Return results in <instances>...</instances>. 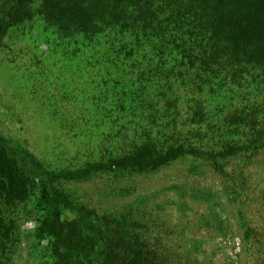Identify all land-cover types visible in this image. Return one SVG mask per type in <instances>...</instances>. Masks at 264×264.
Instances as JSON below:
<instances>
[{
	"label": "trees",
	"instance_id": "16d2710c",
	"mask_svg": "<svg viewBox=\"0 0 264 264\" xmlns=\"http://www.w3.org/2000/svg\"><path fill=\"white\" fill-rule=\"evenodd\" d=\"M32 3L3 0L0 18L26 21ZM40 8L69 48L74 78L90 86L95 114L138 99L141 117L163 127L153 141V130H132L120 158L110 154L80 172L42 170L0 134V253L31 214L34 240L46 242L43 264H197L192 254L203 241L182 228L187 199L100 213L65 186L155 174L190 157L219 164L224 176L234 163L246 181L245 167L264 150V0H41ZM184 234L196 248H183ZM244 239L254 240L252 229Z\"/></svg>",
	"mask_w": 264,
	"mask_h": 264
},
{
	"label": "rangeland",
	"instance_id": "374dc122",
	"mask_svg": "<svg viewBox=\"0 0 264 264\" xmlns=\"http://www.w3.org/2000/svg\"><path fill=\"white\" fill-rule=\"evenodd\" d=\"M32 2V18H0V134L10 149L18 153L24 149L42 170L80 172L112 155L120 158L128 138L135 137L132 130H153V141L163 123L153 126L150 117H141L142 100L128 102L123 111L118 107L116 113L110 108L95 114L90 86L74 78L76 73L66 61L69 48L60 45L62 38L47 27L41 0ZM3 5L0 0V11ZM119 130L121 134L116 133ZM166 133L171 131L166 129ZM168 135L159 142H167ZM171 144L165 145L167 149ZM233 166L224 168L231 174L224 176L217 169L219 164L214 168L190 157L155 174L121 181L76 179L65 189L73 192L76 201L100 213H119L157 197L160 204L167 196L187 199L192 211L185 214L187 222H182V228L203 241L201 249L192 254L197 264L208 260L213 264H264V235H257L264 231V150L245 167L246 181L237 180ZM73 213L66 215L71 218ZM34 228L35 220L27 214L17 242L7 244L5 253H0V264L44 263L46 242L34 240ZM244 229L247 233L252 229L254 240L244 239ZM183 238L185 250L197 247L188 244L186 234ZM259 239L260 243L254 242Z\"/></svg>",
	"mask_w": 264,
	"mask_h": 264
}]
</instances>
